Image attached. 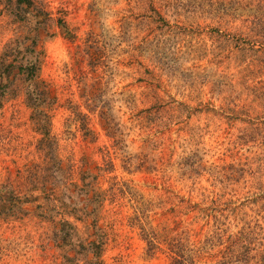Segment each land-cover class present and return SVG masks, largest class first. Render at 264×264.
I'll use <instances>...</instances> for the list:
<instances>
[{"label":"rangeland","instance_id":"rangeland-1","mask_svg":"<svg viewBox=\"0 0 264 264\" xmlns=\"http://www.w3.org/2000/svg\"><path fill=\"white\" fill-rule=\"evenodd\" d=\"M0 60V264H98L82 243L105 238V264H217L235 242L264 264V0H0ZM22 64L60 102V157L114 160L120 199L100 221L70 208L75 232L16 201L43 138Z\"/></svg>","mask_w":264,"mask_h":264},{"label":"trees","instance_id":"trees-1","mask_svg":"<svg viewBox=\"0 0 264 264\" xmlns=\"http://www.w3.org/2000/svg\"><path fill=\"white\" fill-rule=\"evenodd\" d=\"M22 3H31V0H20ZM23 65V64H22ZM15 66L17 69V75H27L25 82L30 83L32 91L23 90L22 86L15 88V95H26L25 104L29 105L32 110L30 117L31 125L34 132L43 135V138L39 140L41 144V157L39 162H34L30 166L25 165L24 168H18V179L16 190H19L16 194V201L18 204L33 205L36 209L40 210L42 214L53 213L57 217L63 218V224L68 226L73 232L76 228L71 224L66 217H69V209L73 207L74 211H77L82 218H91L95 216L94 220L100 221V214H103V210L107 205L118 202V188L113 185L105 187V181L111 180L109 176V170L113 165L114 160L110 157L109 152L106 154L103 164H98L96 160L89 155L83 157L79 162H75L73 158L63 160L59 153L61 150L60 139L58 136L52 133L53 120L56 117L57 110L62 107L60 102L57 103L54 96V91L49 84L43 81L39 75V68L36 65L28 66ZM9 66L6 60H0V70ZM4 77V76H3ZM15 76L3 78L5 81H12ZM5 103L2 100L0 102V108L4 109ZM78 118L84 124V129L88 133H91L88 127V114L82 112L79 109ZM3 126L0 125V131ZM2 140L3 151L6 152L7 145L3 144L5 139L0 135ZM109 184H112L109 182ZM110 203V204H109ZM80 205V207L77 206ZM77 206V208H75ZM150 218V217H149ZM81 219V218H76ZM97 231L102 230V226H97ZM214 239V238H213ZM179 240L173 239L172 243ZM106 238L101 241L85 240L82 243L83 247L90 248L95 256L99 258L98 264H105L103 255L106 253L104 247L106 246ZM108 241V238H107ZM151 244L156 245L151 239ZM178 243V242H177ZM176 243V244H177ZM215 242L209 243L211 245L218 244ZM175 244V245H176ZM220 244V243H219ZM224 245V244H221ZM173 248L175 246H172ZM243 249L247 250L248 247L239 246L238 243H231L227 249L224 246L223 251L218 253L217 257L221 260L217 264H241L244 262L245 257L249 254H243ZM182 250V249H181ZM180 250V251H181ZM172 252V251H171ZM185 250L175 252L176 261L179 264H194V257L203 259L204 257H210L202 252L184 253ZM216 255H212L211 258L217 259Z\"/></svg>","mask_w":264,"mask_h":264}]
</instances>
